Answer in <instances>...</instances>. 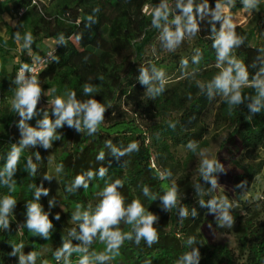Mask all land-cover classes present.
Instances as JSON below:
<instances>
[{"label":"trees","instance_id":"1","mask_svg":"<svg viewBox=\"0 0 264 264\" xmlns=\"http://www.w3.org/2000/svg\"><path fill=\"white\" fill-rule=\"evenodd\" d=\"M32 1L15 0L16 9L25 8L26 11L18 25L10 31L9 39L0 36V168L5 163L12 143L18 142L20 138L17 127L20 117L11 109L15 88L12 80L16 75L17 64L12 72L8 69L14 34L16 31H28L34 36L32 56L28 55L26 49L21 56L28 64L34 55L45 53L40 49L46 40H54L56 43L59 35L63 34L67 44H56L50 48L54 49V55L59 57V61L51 60L46 64L38 77L40 84L46 89H55V96L72 90L78 99L83 100L89 97L84 96L82 86L91 83L99 90L94 98L106 105L111 104L105 112V122L94 135L77 133L67 125L58 129L62 135L58 144L68 143L73 148L59 163L64 165L63 172L59 173L63 194L87 207L84 197L86 189L81 188L74 193L66 191V187L77 175L104 166L109 169L106 179H121L124 187L120 191L126 203L139 199L145 208L159 217L156 225L159 235L157 243L149 247L144 241L139 245L128 241L129 251L136 264H176L180 255L189 250L185 243L189 236H195L198 241L193 247H199V264H264V221L249 217L238 224L236 230L243 250L240 254L219 247L209 248L204 244L200 232L207 215L211 213L206 207L200 206L199 200H207L210 196L200 197L194 184L199 182L205 190L211 185L199 173L191 171L189 166L200 150L208 145L211 132L208 116H213L212 125L215 129L228 131L229 143L236 152L264 150V111L248 120L251 114L246 106L241 105L229 114L222 97L209 99L196 84L197 80H210L219 71L209 25L202 23L195 37L186 38L175 52H168L161 47L158 30L151 27L152 13L143 12L146 6L154 9L160 0H42L38 5ZM215 2L209 0L212 7ZM6 3L0 1V7ZM238 8H241V3H236L232 9ZM89 16L93 17L95 23H89ZM236 31L246 39L241 47L234 50V55L247 65L251 78L257 70L253 64L260 54L258 50L264 48V41L256 39L253 29L237 26ZM78 36L82 39H77ZM196 49L202 53L199 64L192 63ZM182 58L189 61L187 69L181 68ZM152 64L164 71L170 68L176 71V76L168 79L165 92L154 100L147 96L145 86L137 79L141 65L150 67ZM194 69L197 70L195 78L184 74ZM244 92L250 94L252 89L245 88ZM48 110L51 115V110ZM52 118L55 119L54 116ZM36 122L34 118L29 121L32 126H36ZM170 123H175L176 127L173 129ZM109 139L118 147L135 141L140 146L139 151L117 160L105 148V142ZM190 140L199 143L197 153L187 149ZM178 148L188 152L185 158L178 156ZM102 150L106 152L105 159L97 161L96 157ZM37 151L42 158L40 161H35L34 152ZM23 153L33 157L38 171L36 177H32L26 170L20 172L18 165L15 179L19 181L20 176L24 177L18 182L20 189L10 192L7 187L0 185V198L10 194L17 200L10 230L4 231L0 237V264H18V259L9 253L12 244L21 242L19 230L25 244L39 255L45 241L23 224L26 220V203L33 199L34 189L31 185L35 183L47 187L44 174H48V152L37 146L25 149ZM152 160L155 166H152ZM239 166L242 173L235 177V188L241 181H247L249 187L262 172L264 163L260 161L255 165ZM165 169L172 172L169 180L160 178V172ZM220 174L214 173L216 178ZM102 181L97 177L89 183L87 189ZM173 182L179 186L181 203L189 208V213L191 208L196 209L195 218L189 215L187 219L181 220L177 209L165 212L159 198L153 200L143 195V186H148L151 193L159 197L163 195L166 186ZM212 195L215 196V192ZM40 203L45 211H49L54 225L52 234L58 241V245L53 247L55 251L62 245V237L66 239L68 230L75 225H68L64 230L49 209L47 196H41ZM246 210L248 214L254 212L252 207Z\"/></svg>","mask_w":264,"mask_h":264},{"label":"clouds","instance_id":"2","mask_svg":"<svg viewBox=\"0 0 264 264\" xmlns=\"http://www.w3.org/2000/svg\"><path fill=\"white\" fill-rule=\"evenodd\" d=\"M264 0H240L243 9L247 11H258ZM237 0H216L215 6L212 7L209 0H160L155 6L151 15V27L158 30L161 47L168 52H175L186 38H193L200 32V25L207 23L212 40V48L216 53V67L219 71L207 81L197 80L196 84L200 91L207 95L209 99L216 96L223 98L227 105L229 114L233 110L240 108L241 105L247 107L249 115L252 116L264 111V48L259 49L256 63L253 64L257 70L251 75L247 65L236 55L234 50L238 49L245 43V36L237 33V23L231 15V9L236 6ZM94 11H98L95 9ZM89 23H95L92 16L88 17ZM219 25V28H217ZM15 40L22 41L23 49L28 50V55L32 56V45L34 36L31 32H25L23 35L16 31ZM82 39V37H77ZM57 45L66 46L67 40L63 34H60ZM49 57L53 61H59V57L50 52ZM202 59L200 49L195 50L192 56V63L199 64ZM39 56L33 57V63L39 62ZM189 61L187 58L181 59V68L187 69ZM33 73V68L28 63H22L15 78L12 80L14 96L11 102V109L18 113L20 119L17 127L20 138L18 142L12 143L5 163L0 168V185L7 187L9 191L16 184L15 175L21 158V153L25 149H34L37 146L45 150L53 147V142L62 139L58 129L67 125L75 129L77 133L87 132L89 136L96 134L100 126L105 122V112L111 107L95 99L99 93L98 87L91 83H85L83 94L88 99H78L75 91L66 90L63 95H56L48 99V109H42L43 116L38 119L36 126L30 125L29 121L39 115L38 104L46 92L42 88L40 81ZM197 70L191 73L185 72L186 76L195 78ZM100 79H103L102 77ZM139 83L145 86V93L150 99H155L166 90L168 79L163 69L158 68L155 64L150 67L141 65L139 68ZM252 89V93L245 94L244 89ZM53 93L55 89L51 90ZM55 117V119L52 118ZM173 129L175 123H170ZM139 144L135 141L128 143L124 147H118L111 139L105 142V148L110 150L113 157L119 160L133 152L139 151ZM187 149L197 153L199 143L195 140L188 141ZM106 152L100 151L96 157L97 161L105 159ZM199 155L202 157L199 166V175L204 181L210 182L211 187L207 190L201 187L199 182L194 184L197 194L200 197L210 196L205 200L200 198L201 207H206L210 213L216 214L217 224L221 228H232L235 218L232 215L233 203L227 195L213 196L212 193L222 187L218 184L214 173L224 172L225 166L216 158H208L206 150H200ZM35 161H40V153L34 152ZM64 165L59 164L55 172L62 173ZM25 170L32 176L36 177L38 165L34 162L32 156L26 160ZM109 169L100 166L98 170H87L83 174L75 177L74 181L66 187V191L74 193L81 188L87 189L89 183L97 177L104 180V187L96 193L98 202L93 205L90 203L85 207L83 204H77L71 214V221L75 225L70 228L67 238L62 237V245L54 251V258L57 264H71V257L79 255L78 264H107L120 254V248L125 241H134L137 245L144 241L149 247L158 242L159 235L156 225L159 217L141 203L139 199H134L126 203L125 196L120 189L124 187V182L117 178L112 180L108 177ZM162 180H169L172 177L170 169L160 172ZM55 176L44 174V179L51 181ZM34 189L33 199L26 203V220L23 224L30 232L44 239H51L54 225L50 219L49 211H45L40 203L41 196H48L50 189L41 184L31 185ZM237 188L245 190L247 181H241ZM143 195L153 200L157 198L161 201L162 210L170 212L177 209L178 216L181 220L187 219L189 215L195 218L197 211L195 208H189L181 203L179 186L173 182L166 186L163 195L159 197L153 195L148 186H143ZM57 204L56 198L53 197L48 201L49 209ZM17 200L10 194L0 198V230H10L11 219ZM55 219L60 220V214L56 213ZM129 226L128 231H124L121 225ZM99 239L106 245L101 252L90 250L93 242ZM77 241V243H73ZM188 251L184 252L177 259L176 264H199L201 254L199 247H193L198 244L195 236H189L186 239ZM12 251L10 256L18 259V264H36L38 253L35 251L24 252L25 244L11 245ZM47 264V262H45Z\"/></svg>","mask_w":264,"mask_h":264},{"label":"rangeland","instance_id":"3","mask_svg":"<svg viewBox=\"0 0 264 264\" xmlns=\"http://www.w3.org/2000/svg\"><path fill=\"white\" fill-rule=\"evenodd\" d=\"M10 3V2H9ZM12 7L9 9L5 6L0 7V36L9 39L10 31L13 30L19 22V16L16 11L15 1H11ZM237 3H240V0H237ZM154 11L153 7H149L148 12L152 13ZM264 14V2L261 3L258 11H247L241 8L231 9V15L235 18V22H240L247 18L255 16V19H258L260 14ZM249 17V18H248ZM261 19V18H260ZM259 27H262L263 24L260 22ZM25 32H21L23 35ZM12 51L9 58L8 69L12 72L17 64V61L23 54L24 50L22 47V41L18 43L15 39L13 40ZM51 47L43 46L40 51L46 52ZM41 52V53H43ZM40 54L38 53L37 56ZM167 79H171L176 76V71L169 70L164 71ZM42 88L46 92V96H42L38 104L39 115L34 117V119H41L43 113L40 111L42 109H47L48 99L54 98V93L51 90L46 89L41 83ZM212 115L208 116L207 121L211 125V132L208 136V145L202 150H206L208 158L218 159L224 166L225 171L221 172L220 176L217 178L218 184L222 187L215 192V196L227 195L230 201L233 203L232 215L235 218V222L232 228H221L217 224L216 214L211 213L207 215L206 221L201 226V236L203 238L204 244L209 248L219 247L222 249L233 250L236 254H240L243 250L240 248V242L237 233V226L240 222L244 221L246 218L253 217L257 221H264V167L262 172L254 178L250 186L245 190L235 188V177L242 173V169L239 165H255L260 161L264 163V150L260 151H240L236 152L234 146L229 143L228 131L226 129H215L212 125ZM20 137V134H19ZM57 143V144H55ZM59 140L53 142V147L47 150V161H48V174L56 177L51 181L47 180V187L49 188V194L47 196L48 201L53 197L56 198L57 204L55 207L51 208L52 214L55 217L56 213L60 214V220H58L62 228L65 230L68 228V225H74L71 221V214L76 208V205L79 204L74 200L68 199L62 192L61 184L59 180V173L55 172L56 167L59 163L69 155L73 150L72 146L68 143L64 145H59ZM178 156L183 159L187 156V151L183 148H178ZM21 161L19 163L20 172L25 171L26 160L29 156H25V153H21ZM202 157L199 153L190 163V170L199 173V166ZM238 163L239 165H236ZM152 166H155V162L152 160ZM24 179L23 176H20L19 181L16 180V184L12 190L20 189V181ZM104 187V180L93 186L92 188L86 189L84 192V197L86 198L87 205L92 204L93 207L98 202V197L96 193ZM252 207L254 211L252 214H248L246 208ZM11 224L13 219L10 217ZM10 224V225H11ZM122 230L128 231L129 226L122 224ZM4 231L0 230V237ZM19 236L21 242L25 244L23 234L19 230ZM129 242L125 241L123 246L120 248V254L114 259L107 262V264H136L135 259L129 251ZM58 245V241L52 234L51 239H45L43 246L41 248L40 255L37 257L36 264H57L54 258L53 247ZM106 245L96 239L90 247V250L96 252H101L105 249ZM32 251L31 248L25 244L24 252L28 253ZM80 254H73L71 259V264H78ZM62 264V262H61Z\"/></svg>","mask_w":264,"mask_h":264},{"label":"crops","instance_id":"4","mask_svg":"<svg viewBox=\"0 0 264 264\" xmlns=\"http://www.w3.org/2000/svg\"><path fill=\"white\" fill-rule=\"evenodd\" d=\"M2 2H7L6 3V7L9 9L10 7H12V3L11 1H15V0H0ZM10 2V3H9ZM18 10L19 9H16L17 11V14H18ZM249 18V17H248ZM261 18V19H260ZM20 19V17H19ZM262 23L263 26L262 27H259L258 24L259 23ZM238 26H243L244 28L246 29H253L255 30V33H256V39L257 40H260V41H264V14H260L258 16V19H255V16L253 17H250L248 20L247 18H244V20L240 21V22H236ZM56 45L55 41L54 40H46L42 46H49V47H52L54 48Z\"/></svg>","mask_w":264,"mask_h":264},{"label":"built area","instance_id":"5","mask_svg":"<svg viewBox=\"0 0 264 264\" xmlns=\"http://www.w3.org/2000/svg\"><path fill=\"white\" fill-rule=\"evenodd\" d=\"M40 1H42V0H33L32 3L34 5H38ZM149 7L150 6H146L144 8L143 12L146 13V14H150L151 12L150 13L148 12ZM25 11H26L25 8H20L18 10V16L21 17L25 13ZM50 52H54L55 53L54 49H50V50L46 51L45 53L40 54L39 57L41 58V60L39 62L33 63V57L37 56V54L34 55L32 57V59H31V63L29 64V66L33 68V73L32 74L35 75L37 77V79H38L39 75L41 74V72L43 71V69L45 68L46 64L49 61L52 60L49 57V55H48ZM22 63H27V62H25L23 60V58L20 57V59L17 61V70H16V73L18 72V70H19V68H20V66H21ZM47 109H48V107H47Z\"/></svg>","mask_w":264,"mask_h":264}]
</instances>
